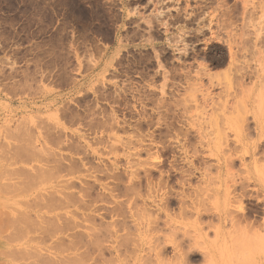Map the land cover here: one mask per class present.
Masks as SVG:
<instances>
[{
	"label": "rangeland",
	"instance_id": "374dc122",
	"mask_svg": "<svg viewBox=\"0 0 264 264\" xmlns=\"http://www.w3.org/2000/svg\"><path fill=\"white\" fill-rule=\"evenodd\" d=\"M98 220L123 238L94 248ZM35 252L51 264H264V0H0V264H38Z\"/></svg>",
	"mask_w": 264,
	"mask_h": 264
},
{
	"label": "bare ground",
	"instance_id": "6f19581e",
	"mask_svg": "<svg viewBox=\"0 0 264 264\" xmlns=\"http://www.w3.org/2000/svg\"><path fill=\"white\" fill-rule=\"evenodd\" d=\"M242 1H243V0H242ZM246 4H247V3H246ZM246 4H244V5H246ZM245 7H246V9H247L248 6L246 5ZM246 9H245V11L243 10L245 13H247ZM248 9H249V8H248ZM248 11H249V10H248ZM244 12H243V13H244ZM229 14H230V13H229ZM227 15H228V14H227ZM242 15H243V14H242ZM230 16H231V14H230ZM245 16H247V15H245ZM225 17H226V16H225ZM225 17H224V18H225ZM232 17H233V16H232ZM242 17H243V16H242ZM228 18H229V17H228ZM258 39H259V38H258ZM256 43H257V42H256ZM229 50H230L229 53H230V55H231V59H232V58H234L233 56H235L236 54L233 53L234 51H233L231 48H229ZM234 59H235V58H234ZM151 137H152V136H151ZM143 139H145V138L143 137ZM141 141H142V140H141ZM141 141H140V142H141ZM143 141H144V140H143ZM145 141H146V140H145ZM119 142H120V140H119ZM121 142H122V141H121ZM141 143H143V142H141ZM118 144H119V143H118ZM120 144H121V143H120ZM122 144H123V143H122ZM112 145L114 146V144H112ZM114 148H115V147H114ZM88 151H89V150H88ZM139 151H140V150H139ZM140 152H141V151H140ZM89 153H90V152H89ZM135 153H136V152H135ZM133 154H134V153H133ZM131 155H132V154H131ZM135 155H136V154H135ZM140 156H141V155H140ZM138 157H139V156H138ZM129 161H130V160H129ZM125 165H127V162H126ZM128 165H130V167L132 166L131 163L128 164ZM134 165H135V164H134ZM92 166H93V165H92ZM100 166H101V165H100ZM105 166H106V165H105ZM135 166H136V165H135ZM137 166H138V165H137ZM94 167H95V166H94ZM94 167H93V168H94ZM106 167H108V166H106ZM111 167H112V166H111ZM111 167H110V168H111ZM128 167H129V166H128ZM89 168H91V167L89 166ZM89 168H87V169H89ZM96 168H97V167H96ZM99 168H100V167H99ZM131 168H132V167H131ZM62 169H63V168H62ZM68 169H69V168H68ZM87 169H86V170H87ZM101 169H102V170H101ZM101 169H100V170H101L102 172H104V171H103L104 168L101 167ZM118 169H119V168H118ZM89 170H90V169H89ZM94 170H96V169L94 168ZM97 170H98V169H97ZM97 170H96V171H97ZM100 170H99L98 172H100ZM108 170L110 171L109 168H108ZM127 170H128V169H127ZM136 170H137V169H136ZM45 171H46V170H45ZM55 171H56V170H55ZM87 171H88V170H87ZM134 171H135V170H134ZM138 171L140 172V170H137L136 172H138ZM56 172H57V171H56ZM94 172H95V171H94ZM111 172H112V170H111ZM148 172H149V171H147V173H148ZM92 173H93V172H92ZM105 173H106V172H105ZM114 173H115V172H114ZM128 173H129V172H128ZM144 173H145V171H144ZM107 174H108L107 177H110V176L113 177V176L115 175V174H114V175H109V173H106V175H107ZM112 174H113V173H112ZM149 174H150V172H149ZM149 174H147V175L149 176ZM40 175H42V174H40ZM89 175L91 176V174H89ZM104 175H105V174H104ZM106 175H105V176H106ZM116 175H117V177L119 176L118 174H116ZM120 175H121V174H120ZM133 175H136L135 172L131 174V176H132V178H130V179H131V181H130L131 184H133V183H132L133 178H136V177H137V176H134V177H133ZM137 175H138V173H137ZM105 176H104V177H105ZM121 176H122V175H121ZM124 176H125V175H124ZM37 177H39V175H38ZM94 177H95L96 180H97V179H98L97 177H100V176H97V177H96V175H95ZM104 177H103V178L101 177V178H102L103 180H105ZM115 177H116V176H115ZM117 177H116V179L113 177L114 180H117V179H118ZM140 177H141V175H140ZM110 178H111V177H110ZM113 178H112V179H113ZM138 178H139V175H138ZM148 178H150V177H148ZM148 178H147V180H148ZM106 179H107V178H106ZM136 179H137V178H136ZM136 179H135V180H136ZM139 179H140V178H139ZM98 180H99V179H98ZM126 180H127V182H128L127 176H126ZM150 180H151V179H150ZM133 181H134V180H133ZM141 181H142V180H141ZM28 182H29V181H28ZM71 182H72V181H71ZM88 182H89V181H88ZM120 182H121V181H120ZM127 182L125 181L124 184H126ZM135 182H136V181H135ZM135 182H134V185H135ZM137 182H138V181H137ZM148 182H149V181H148ZM26 183H27V182H26ZM26 183H25V184H26ZM92 183H93V182H92ZM92 183H91V185H89L90 183H88V184L86 183L87 186H86V185H85V186L88 187V185H89V187H90V186H92ZM117 183L119 184V182H117ZM121 183H122V182H121ZM130 183H129V185H130ZM150 183H151V182H150ZM28 184H30V183H28ZM28 184H27V185H28ZM31 184H32V181H31ZM105 184H106V183H105ZM152 184H153V182H152ZM97 185H98V183H97ZM108 185H110V183H108ZM129 185H128V186H129ZM134 185H133V187H134ZM146 185H147V184H146ZM25 186H26V185H25ZM25 186H24V187H25ZM28 186H29V185H28ZM68 186H69V185H68ZM95 186H96V185H95ZM95 186H94V189H95ZM102 186L105 187L104 184H103ZM114 186H115V185H114ZM120 186H121V185H120ZM130 186H131V185H130ZM137 186H139V185H137ZM137 186H136V187H137ZM65 187H67V184L65 185ZM69 187H70V186H69ZM69 187H68V188H69ZM72 187H74V186H72ZM111 187H112V186H110V188H111ZM121 187H122V186H121ZM147 187H148V186H147ZM158 187L160 188L161 186H158ZM25 188H26V187H25ZM27 188H28V187H27ZM31 188H32V186L30 185L29 189H31ZM70 188H71V187H70ZM81 188H83V187L81 186ZM107 188L110 189L109 187H107ZM107 188H106V190H107ZM115 188L117 189V186H115L113 189H111L112 192L114 191ZM129 188H130V187H129ZM129 188H128V189H129ZM137 188H138V187H137ZM137 188H136V190H137ZM161 188H162V187H161ZM79 189H80V188H79ZM83 189H84V190H87L88 195H89V192H90V191H89L88 189H91V188L86 189V188L84 187ZM118 189H119V188H118ZM126 189H127V188H126ZM131 189H133V188H131ZM134 189H135V188H134ZM134 189H133V193H131V194H135L134 191L136 192V196L134 195V196H135V199H133V200L135 201V200H136V197L138 196V193H137L138 191H136V190H134ZM150 189H151V188H150ZM152 189H153V187H152ZM80 190H81V189H80ZM80 190H79V191H80ZM84 190H83V192H84ZM111 190H109V191H111ZM138 190H140V187L138 188ZM109 191H108V192H109ZM119 191H120V189H119ZM121 191H122V190H121ZM129 191H130V190H129ZM59 192L62 193L63 191H59ZM81 192H82V190H81ZM85 192H86V191H85ZM87 192H86V193H87ZM116 192H117V191H116ZM139 192H140V191H139ZM150 192H151V191H150ZM152 192H154V191L152 190ZM63 193H64V192H63ZM68 193H69V192H68ZM86 193H85V194H86ZM94 193H95V192H94ZM126 193H127V192H126ZM126 193H121V195L124 196V194H126ZM54 194H56V193L54 192ZM64 194H65V193H64ZM85 194H84V195L82 194L83 196H81V197H85V198H86L87 194H86V195H85ZM90 194H91V193H90ZM103 194H104V193H103ZM111 194H112V193H111ZM114 194H115V193H114ZM151 194H152V193H151ZM68 195H69V194H68ZM100 195H101V193H100ZM100 195H99V196H100ZM107 195H108V194H107ZM115 195H117V194H115ZM115 195H114V197L116 198L117 196H115ZM118 195H119V194H118ZM121 195H120V197H121ZM141 195H143V194H141ZM52 196H53V195H52ZM54 196H55V195H54ZM69 196H70V198H71V195H69ZM72 196H73V195H72ZM90 196H91V195H90ZM92 196H93V195H92ZM92 196H91L90 201L88 200V202H86V199H85V202L88 203V204H89V202H91V200H95V201L98 202V200H99L100 197L98 196L99 198H98V200H97V199H93ZM96 196H97V195H96ZM101 196H102V195H101ZM105 196H106V195H105ZM111 196H113V194H112ZM131 196H132V195H131ZM131 196L128 197V199L131 198ZM47 197H48V196H47ZM76 197H79V196L76 195ZM87 197H88V196H87ZM107 197H108V196H107ZM125 197H126V196H125ZM140 197H141V196H139V198H140ZM53 198H54V197H53ZM70 198H68V201H69ZM89 198H90V197H89ZM103 198H104V197H103ZM103 198H102V200H103ZM108 198H110V197H108ZM55 199L58 200V198H54V199L51 198V199H50L51 201L48 202V203H51V202H52V203H51L50 206H48V207H51V206L54 204L53 202L55 201ZM60 199L62 200L63 198H60ZM81 199H82V198H81ZM137 199H138V198H137ZM150 199H152L151 195H150ZM37 200H39V198H37ZM52 200H53V201H52ZM63 200H64V199H63ZM65 200H66V199H65ZM100 200H101V199H100ZM105 200H106V199H105ZM138 200H139V199H138ZM138 200H137V201H138ZM140 200H141V199H140ZM142 200H143V199H142ZM39 201H40V200H39ZM41 201H43V200L41 199ZM41 201H40V204H41ZM78 201H79V199H78ZM95 201H92L93 203L91 202L92 204H90V206L93 205ZM152 201H153V200H152ZM31 202H33V201H31ZM35 202H36V200H35ZM55 202H56L55 204H57V201H55ZM58 202H59V201H58ZM81 202H82V201H81ZM102 202H103V201H102ZM104 202H106V201H104ZM110 202H112V203L114 204L115 201H114V202H113V201H110ZM146 202H147V201H146ZM146 202H144V203H146ZM153 202H154V201H153ZM162 202H163V201H162ZM162 202H161V203H162ZM38 203H39V202H38ZM42 203H43V202H42ZM45 203H46V201H45ZM59 203H60V202H59ZM78 203H79V202H78ZM83 203H84V202H83ZM106 203H107V202H106ZM120 203H121V201L119 202V205H121L123 202H122L121 204H120ZM133 203H134V202L131 203V206H132ZM28 204H29V203H28ZM35 204L37 205V203H35ZM43 204H44V203H43ZM73 204H74V203H73ZM75 204H76V203H75ZM88 204H87V205H88ZM137 204H138V203L133 204V205H136V206H137ZM162 204H163V203H162ZM29 205H30V204H29ZM36 205H35V206H36ZM44 205L46 206V205H49V204H44ZM44 205H43V206L41 205V206H42V207H45ZM59 205H60V207H61V204H59ZM59 205H58V208H60ZM65 205H66V203H65ZM80 205H81V204H80ZM80 205L78 204V206H80ZM38 206H40V205L38 204L36 207L38 208ZM41 206H40L41 209H39V210H42V209H43ZM67 206H68V205H67ZM82 206H83L82 209L84 210L85 205L83 204ZM162 206H163V205H162ZM29 207H32V206H29ZM36 207H35V209H36ZM46 207H47V206H46ZM53 207H54V206H53ZM55 207H56V206H55ZM65 207H66V206H64V208H65ZM72 207H73V205H72ZM97 207H98V206H97ZM110 207H111V206H110ZM56 208H57V207H56ZM61 208H62V207H61ZM67 208H68V207H67ZM78 208H79V207H78ZM80 208H81V207H80ZM89 208H90V207H89V205H88V209H89ZM95 208H96V206H95ZM116 208H117V206H116ZM118 208H119V207H118ZM160 208L163 210V209L165 208V206H164V208H162V207H160ZM52 209H53V208H51V210H52ZM85 209H86V208H85ZM102 209H103V207H102ZM102 209H98V210L100 211V210H102ZM110 209H111V208H110ZM119 209H121V208H119ZM157 209H158V208H157ZM165 209H166V208H165ZM46 210H47V208H46ZM48 210H50V208H49ZM51 210H50V211H51ZM86 210H87V209H86ZM92 210L94 211L95 209L93 208V209H91V211H92ZM96 210H97V209H96ZM96 210H95V211H96ZM98 210H97V211H98ZM104 210H107V206H106V208H105ZM104 210H102V213H103ZM52 211H53V210H52ZM108 211H109V209L107 210V212H108ZM120 211H121V210H120ZM146 211H147V210H146ZM159 211L162 212L161 210H159ZM18 212H19V211H18ZM104 212H105V211H104ZM109 212H111V211H109ZM109 212H108V213H109ZM147 212H148V211H147ZM20 213H21V211H20ZM23 213H24V212H23ZM23 213H21V214L23 215ZM75 213H76V212H75ZM95 213H96V212H95ZM148 213H150V212H148ZM151 213H152V212H151ZM18 214H19V213H18ZM32 214H33V213H32ZM100 214H101V213H100ZM103 214H104V213H103ZM111 214H112V213H111ZM113 214H115V213H113ZM132 214H135V213L132 212ZM22 215H21V216H22ZM25 215H26V214H25ZM29 215H30V213H29ZM78 215H79V214H77V217H78ZM81 215H82V214H81ZM89 215H90V214H89ZM105 215H106V213L103 215V217H108V216H109V215H108V216H107V215L105 216ZM115 215H116V214H115ZM123 215H125V214L123 213ZM197 215H198V217H202V215L200 214L199 211L197 212ZM15 216H16V215H15ZM27 216H28V214H27ZM30 216L32 217L33 215H30ZM42 216H43V215H42ZM42 216H41V217H42ZM51 216H52V215H51ZM51 216H50V217H51ZM92 216H94V215H92ZM96 216H97V215H96ZM101 216H102V215H101ZM116 216H117V215H116ZM133 216H134V218H136L135 215H133ZM24 217H25V216H24ZM24 217H22V218L20 217V218L24 221V219L26 218V217H25V218H24ZM33 217H34V216H33ZM41 217H39V219H42V218H43V217H42V218H41ZM53 217H54V216H53ZM53 217H52V218H53ZM79 217H80V215H79ZM79 217H78V219H79ZM82 217H83V216H82ZM82 217H81L80 219H82ZM99 217H100V216H99ZM113 217H114V216H113ZM15 218L17 219L18 217H15ZM23 218H24V219H23ZM28 218H30V217L28 216ZM44 218H45V217H44ZM48 218H49V217H48ZM59 218H60V217H59ZM72 218H73V217H72ZM119 218H120V217H119ZM131 218H132V217H131ZM145 218H146V217H145ZM145 218H143V219H145ZM233 218H234V217H233ZM33 219H34V218H32L31 220H33ZM84 219H85V218L83 217V220H84ZM88 219H89V217H88ZM143 219H142V220H143ZM147 219H148V218H146V220H147ZM231 219H232V218H231ZM13 220H15V219H13ZM17 220H18V219H17ZM26 220H27V219H25V222H26ZM28 220H29V219H28ZM31 220L29 221V222H30V225H32ZM51 220H52V219H51ZM71 220H72V219L70 218V221H71ZM89 220H90V221H88V222H89V223H90V222H93V223H94V226H95L94 219H93V221H92V219H89ZM100 220H101V219H100ZM148 220H149V219H148ZM9 221H10V220H9ZM20 221H21V220H20ZM23 221H22V222H23ZM33 221H34V220H33ZM36 221H37V220H36ZM46 221H47V220H46ZM46 221H44L45 224H47ZM52 221H53V220H52ZM65 221L67 222V220H65ZM86 221H87V220H86ZM98 221H99V220H98ZM98 221H96V223H98ZM103 221H104V220H102V222H103ZM123 221H124V219H123ZM137 221H138V219H137ZM230 221H233L232 223L235 225L234 219H232V220H230ZM15 222H16V223H20L19 221L17 222V221L15 220V221L13 222V224H15ZM37 222H38V221H37ZM40 222H41V220H40ZM42 222H43V220H42ZM42 222H41V223H42ZM49 222H50V224H51V221H49ZM77 222H78V221H75V223H76V225H74V227L76 226L75 228H77L78 226H80V224L83 225L81 222H80V223L78 222L79 224H78ZM99 222H100V221H99ZM142 222H144V221H142ZM27 223H28V222H27ZM53 223H54V222H53ZM53 223L51 224V226L54 227L55 225H53ZM72 223H73V222H72ZM72 223L70 222V223H65V224H64L65 227H67V228L65 229V231H66V230L69 231L70 226H72V228H74L73 225H68V224H72ZM103 223H105V222H103ZM103 223L100 222V223L96 224V225H99V226H97V227H99V231H97L98 229L96 230V227H92V226H91V228H90L89 226H86V228L88 227V230H89V228H90V230H93V233H94V234L92 235V238H91V235H89V237L91 238L90 241H91L92 243H91L90 241H89V242L87 241L88 247L86 246V248H89L90 246H91V248H93V247L95 248V247L100 246V245L103 246V243H102V242L107 241V240H108V242L114 241L115 243H117L116 239H117L119 236L121 237V235H119V236L117 235L116 238H115V240H113V239H114V236H115V235L113 234V232L111 231V232H112V235H114V236L111 235V232L108 234V232H109L108 230H110L111 227L108 228V229L105 227V228L107 229V231L104 230V229H103V231L101 230V228L103 227ZM106 223H108V222H106ZM114 223H115V221H112L111 223L106 224V225H107V226H108V225H110V226H111V225L114 226ZM134 223H135V222H134ZM148 223H149V222H148ZM10 224H11V222H10ZM13 224H12V225H13ZM35 224H36V222H35ZM38 224H39V222H38ZM43 224H44V223H43ZM50 224H49V225H50ZM66 224H67V226H66ZM73 224H74V223H73ZM124 224L126 225L125 221H124ZM16 225H17V224H16ZM20 225H21V223L19 224V227H21ZM22 225H23V223H22ZM28 225H29V223H28ZM30 225H29V226H30ZM33 225H34V223H33ZM146 225H147V223H146ZM24 226H25V225H24ZM34 226H35V225H34ZM36 226H37V225H36ZM40 226H42V224H41ZM47 226H48V225H47ZM47 226H45V230H46V227H47ZM68 226H69V227H68ZM115 226H116L117 228L119 227V226L117 225V223H116ZM16 227L18 228V225H17ZM22 227H23V226H22ZM22 227H21V228H22ZM26 227H27V226H26ZM37 227H39V225H38ZM37 227H35V229H36ZM43 227H44V225H43ZM48 227H49V226H48ZM53 227H52V228H53ZM108 227H109V226H108ZM14 228H15V227H14ZM29 228H30V227H29ZM54 228L57 229L58 227L55 226ZM75 228H74V229H75ZM81 228H82V227H81ZM83 228H85V227L83 226ZM86 228H85V229H86ZM93 228H95V229H93ZM103 228H104V227H103ZM23 229H24V228H23ZM23 229H22L21 231H23ZM30 229H31V228H30ZM32 229H33V228H32ZM35 229H34V230H35ZM56 229H55V230H56ZM61 229H62V228H61ZM61 229H59V231L62 232ZM37 230H38V229H36L35 232H36ZM41 230H43V228H42ZM48 230H49V231H52V230L50 229V227H49V229H47V231H41V232L39 231L40 233L45 232V233H44V237L42 236V239L50 240L49 238H52V236L55 235V234L53 233V231H52V233H51V232H50V233L53 234V235L45 238V234H47ZM100 230H101V231H100ZM19 231H20V229H19ZM21 231H20V232H21ZM56 231H57V230H56ZM70 231H71V230H70ZM105 231H106V232H105ZM119 231H120V229H119ZM35 232L33 231L32 233H35ZM39 232H38V233H39ZM83 232H84V231H83ZM91 232H92V231H90V233H91ZM117 232H118V230H117ZM21 233H24V231L21 232ZM57 233H58V232H57ZM79 233H80L79 236H81L82 231L79 232ZM88 233H89V232H88ZM114 233L116 234V231H115V230H114ZM15 234H16V232H15ZM74 234H75V233H73V236H74ZM84 234H86V233H84ZM91 234H92V233H91ZM11 235H12V234H11ZM13 235H14V233H13ZM40 235H41V234H40ZM40 235H39V236H40ZM77 235H78V232H77ZM77 235L75 234V236H77ZM87 235H88V234H87ZM87 235H86V237H88ZM27 236H28V234H27ZM37 236H38V235H37ZM73 236L71 237V235H70L71 238H75V237H73ZM79 236H78V237H79ZM82 236H83V235H82ZM53 237H54V236H53ZM89 237H88V238H89ZM112 237H113V238H112ZM120 237H119V238H120ZM16 238H17V237H16ZM16 238H15V239H16ZM81 238H82V237H81ZM121 238H123V237H121ZM218 238H219V237H217V239H218ZM17 239L19 240V238H17ZM57 239L61 241V238L58 237ZM20 240H21V238H20ZM87 240H89V239H87ZM42 241H43V244H44V240H42ZM53 241H54V240H53ZM40 242H41V241H40V239H39V243H40ZM100 242H101L102 244H101ZM45 243H46V242H45ZM72 243H73V244H72ZM72 243H70V244H68V245H70V246H71V245H74V242H72ZM77 243H78V242H75V245L78 247V250L80 251V250H81V246L79 245V243H78V244H77ZM80 243H81V242H80ZM89 243H91V244L93 245V247H92V245L89 244ZM93 243H94V244H93ZM49 244H50V243H49ZM54 244H55V243H54ZM87 244H84V246L87 245ZM99 244H100V245H99ZM182 244H183V243L180 242V243H178L177 245H175V247H174V249H175V251H176V254H175V255H177L176 258L178 257L177 259H179V260H182L184 257H185V258L188 257L187 255L189 254V252H188L187 254H184V252H183L184 250H183ZM52 245H53V243H52ZM58 245H59V243H58ZM75 245H74V250L77 249V247H76ZM96 245H97V246H96ZM70 246H69V247H70ZM79 246H80V247H79ZM82 246H83V245H82ZM159 246H160V245H159ZM159 246H156V247H157V250L160 249L159 252H158V251H157L158 253L155 252V253H156L155 256H156V258H157V259H155V260H157V261H158V256L161 258L162 254L165 252V248H166V247H160V248H158ZM190 246H191V245H190ZM72 247H73V246H72ZM115 247H116V246H115ZM21 248H22V247H21ZM75 248H76V249H75ZM79 248H80V249H79ZM84 248H85V247H84ZM86 248H85V249H86ZM91 248H90V253H89V254H91ZM97 248H98V247H97ZM18 249H19V248H18ZM59 249H60V248H59ZM107 249H108V248H107ZM29 250H30V249H29ZM29 250L25 253L27 257H28V255L30 256V254H31V253H28ZM93 250H96V249H93ZM100 250H102L101 247H100V249H99V252H100ZM118 250H119V249H118ZM155 250H156V248L154 249V251H155ZM68 251H70V250L68 249ZM68 251H67V252H68ZM86 251H89V249L85 250V252H86ZM96 251L98 252V249H97ZM96 251H93V254H95ZM106 251H107V250H106ZM110 251H111V250H110ZM154 251H152V252H154ZM18 252H19V251H18ZM20 252H22V249L20 250ZM23 252H25L24 249H23ZM76 252H77V251H76ZM97 252H96V255H98V257H99V254H97ZM99 252H98V253H99ZM101 252H102V251H101ZM101 252H100V253H101ZM118 252H119V251H118ZM10 253H11V252H10ZM35 253H37V254H35L36 257L33 258V259H36L35 261H37V260L39 259V258H37V256L39 255V253H38V252H35ZM49 253H50V252H49ZM77 253H78V252H77ZM83 253H84V250L81 251V254H83ZM102 253H103V252H102ZM155 253H154V254H155ZM249 253H250V252H249ZM252 253H253V252H251V255H252ZM25 254H24V255H25ZM86 254H87V253H84L83 255L86 256ZM243 254H244V253H243ZM245 254H246V253H245ZM254 254H255V253H254ZM254 254H253L252 258L254 257ZM32 255H33V254H32ZM32 255H31V256H32ZM83 255H80L79 253H78V255L76 254V256H78V259H77V260H78V261L81 260V259L79 258V256H80V257H83ZM160 255H161V256H160ZM209 255H210V254H209ZM209 255H208V256H209ZM237 255H240V254H237ZM247 255H248V254H247ZM26 256H24V257H26ZM102 256H103V255L101 254L100 257L102 258ZM208 256L206 255L204 260L209 259V258H211V260H213V259L216 260V258H217V257H216V258H215V257L212 258V257H210V256L208 257ZM249 256H250V255H249ZM249 256H247V257H248V259L250 258V260H251V257H249ZM13 257H14V256H13ZM16 257H17V255H16ZM43 257L45 258V256H43ZM86 257H87L86 259L88 260V258H89L88 254H87ZM206 257H208V258H206ZM234 257H235V256H234ZM22 258H23V257H22ZM41 258H42V257H41V254H40V259H41ZM71 258H73V257H71ZM76 258H77V257H76ZM236 258H237V257H235V259H236ZM239 258H240V257H239ZM23 259H24V258H23ZM30 259H31V258H30ZM46 259H47V258H45V262L43 261L44 259H43V260H42V259H41V260H38V264H39L40 262H41L40 264H42V263H44V264H45V263H47V264H51V262L53 261V260L51 261V260L48 258L50 261L48 260V261L46 262ZM61 259H63V258H61ZM89 259H90V258H89ZM94 259H95V257H94ZM96 259H98V258H96ZM150 259L153 260V261H151ZM150 259H148V260H150V261L152 262V264H153V263L155 264V262H154L155 260L153 259V257L150 258ZM233 259H234V258H233ZM241 259H242V258H241ZM243 259H244V257H243ZM245 259H246V258H245ZM245 259H244V260H245ZM254 259H255V258H254ZM15 260H16V259H15ZM27 260H29V259L27 258ZM58 260H59V258H58ZM71 260H72V259H71ZM73 260H74V258H73ZM148 260L145 261V263L148 262ZM159 260H160V259H159ZM183 260H184V259H183ZM35 261H33V262H35ZM54 261H55V260H54ZM60 261H61V260H60ZM82 261H83V260H81L80 262H82ZM84 261H85V260H84ZM150 261H149V262H150ZM233 261H234V260H233ZM238 261H239V260H238ZM238 261H236V262H238ZM246 261H249V260H246ZM16 262H17V260H16ZM48 262H50V263H48ZM57 262H58V263H56V264H59V261H57ZM62 262H63V261H61L60 263H62ZM149 262H148V264H149ZM159 262H160V261H159ZM208 262H209V261H207V263H208ZM211 262H212V261H211ZM239 262H240V261H239ZM241 262H243V261H241ZM212 263H213V262H212ZM214 263L216 264L215 261H214ZM214 263H213V264H214ZM34 264H35V263H34ZM36 264H37V263H36ZM52 264H54V262H53ZM74 264H76V261L74 262ZM80 264H82V263H80ZM146 264H147V263H146ZM150 264H151V263H150ZM156 264H157V263H156ZM208 264H209V263H208Z\"/></svg>",
	"mask_w": 264,
	"mask_h": 264
}]
</instances>
